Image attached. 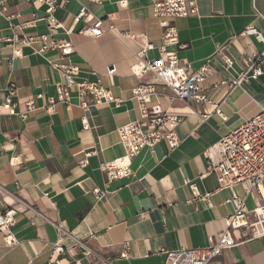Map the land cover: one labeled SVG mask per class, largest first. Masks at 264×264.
Masks as SVG:
<instances>
[{
  "label": "crops",
  "instance_id": "obj_1",
  "mask_svg": "<svg viewBox=\"0 0 264 264\" xmlns=\"http://www.w3.org/2000/svg\"><path fill=\"white\" fill-rule=\"evenodd\" d=\"M127 3L122 8L106 0L102 5L59 0L55 15L62 28L54 34L44 20L47 6L41 0L4 3L12 20L10 24L0 16V211L16 212L11 231L18 244L8 246L0 233V264H104L106 259L111 264H166L167 252L207 248L226 229L225 219L234 212L231 192L218 191L215 176H201L208 149L264 108V77L230 87L246 58L264 49L255 37L239 36L248 26L264 34V20L254 11L255 6L264 17V0H197L198 16L171 21L179 43L168 51L194 71L212 67L204 83L212 103L177 100L156 83L161 98L153 103L183 117L176 130L181 144L171 150L163 141L154 151L143 150L132 162V176L109 182L100 166L125 155L118 130L139 117L132 91L154 82L152 73L137 76L134 70L145 59L159 58L157 48L163 43L153 0ZM82 5L100 19L110 16L107 23L135 38L80 34L87 26L75 23ZM30 38L35 40L23 45ZM56 41L70 42L72 54L44 50ZM147 42L155 49L143 56ZM220 54L233 65L227 67ZM52 64L73 66L78 81L100 79L116 103L86 110L73 93L70 106L58 104L47 111V99L55 96V84L62 80ZM111 69L115 72L110 76ZM10 85L16 86V94L7 99ZM29 101L36 110L22 118L19 114ZM6 102L10 109L4 108ZM187 181L210 194L209 201L194 200ZM97 189L106 192L100 201L93 194ZM260 200L249 199V210ZM249 233L235 232V246L212 264H264V237L251 238ZM126 243L130 258L121 259Z\"/></svg>",
  "mask_w": 264,
  "mask_h": 264
},
{
  "label": "built area",
  "instance_id": "obj_2",
  "mask_svg": "<svg viewBox=\"0 0 264 264\" xmlns=\"http://www.w3.org/2000/svg\"><path fill=\"white\" fill-rule=\"evenodd\" d=\"M7 0H0V16L5 17L11 24L12 17L7 16L4 3ZM86 2L102 5L104 0H85ZM115 2L122 8H126L127 0H106ZM47 6L44 20L48 24L51 34L62 28V24L56 18L59 0H41ZM256 15L264 20L254 6ZM199 9L197 0H153V18L159 22L162 29V45L157 49L160 57L155 60L145 59L135 68L137 76L147 73L154 75V82L139 85L132 91L133 99L137 103L139 117L136 121L118 130L120 143L125 150L122 158L112 162L103 163L100 170L107 174L109 182L121 180L132 176L131 165L143 150L154 151L155 148L166 141L171 150L177 149L181 141L176 134L178 126L183 117L171 114L162 109L159 103H153L154 99H160L155 84H160L169 89L173 97L183 102L195 101L200 104H211V100L204 83L212 75L213 69L209 64L204 65L197 71L192 69L191 64H179L176 52L168 51L170 46L178 45V30L171 21L198 16ZM110 20V16L106 18ZM105 19L94 16L89 9L82 5L75 17V23L84 21L87 26L80 31V34H88L92 38L101 37L103 34H111L116 40L134 39L130 32H121L117 27L107 23ZM13 26V24H12ZM23 27V26H22ZM15 28V26H14ZM21 28V27H18ZM72 31V30H71ZM70 31V32H71ZM239 36L255 37L264 47V34L253 26H248ZM40 39L47 42L46 36ZM35 38L24 40L23 45H30ZM14 42V39L10 40ZM14 45V44H13ZM72 44L52 42L44 45V50L54 49L62 52L63 55L72 54ZM155 49L152 43H146L141 50V55ZM20 52L16 53L19 56ZM227 67L233 65L231 58L220 54ZM58 70L61 81L55 84L56 94L47 99V111H52L58 104L66 107L71 105L72 94L76 93L80 106L83 109H90L94 106L116 103L111 91L106 89L101 80L90 82L86 79L78 81L79 72L71 65L52 64ZM115 69L108 71L113 75ZM264 77V49L248 56L244 61V70L238 79L230 83V87L240 86L243 81L257 80ZM228 82L222 83L226 85ZM16 94V86L10 85L5 92V97ZM11 105L6 102L5 109ZM36 110L33 101L26 104V111L19 116L24 118L26 113ZM11 115H16L10 110ZM220 114L219 110H216ZM204 120H207L205 117ZM83 125H87V119H82ZM87 127V126H86ZM92 154H88L89 157ZM208 165L201 178L215 176L218 182V191L228 190L231 192L230 203L234 212L225 219L226 229L218 239H211V245L203 249L181 250L178 252H167L166 264H212L221 257L225 250L235 246L234 233L238 230L249 231L251 238L264 237V108L254 118L220 138L219 142L207 151ZM86 161L82 162L85 166ZM186 184L192 187L194 200L209 201L210 194L201 193L195 183L187 181ZM95 200L100 201L106 194L102 190H94ZM260 198V204L252 210L248 208V200ZM29 209H32L29 207ZM16 212L14 210L0 211V233L5 236L8 246L18 244L12 234V227L16 224ZM39 217L45 218L41 213ZM145 214H141L144 218ZM33 225L35 223L33 222ZM129 244L123 246L121 259L130 258ZM104 264H111L109 259Z\"/></svg>",
  "mask_w": 264,
  "mask_h": 264
}]
</instances>
